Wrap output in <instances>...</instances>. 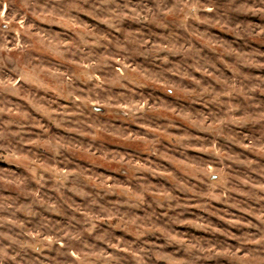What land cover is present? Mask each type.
Here are the masks:
<instances>
[{"label": "clouds", "instance_id": "1", "mask_svg": "<svg viewBox=\"0 0 264 264\" xmlns=\"http://www.w3.org/2000/svg\"><path fill=\"white\" fill-rule=\"evenodd\" d=\"M81 17L103 25V30ZM16 20L18 25L12 23ZM216 27L245 47H264V0H0V96L25 99L23 82L47 98V107L27 99L38 116L79 134L74 140H25L35 123L30 113L0 98V117H10L0 121V163L23 169L30 177L17 181L0 175V188L16 189L15 199L0 198V264H127V257L133 264H264V195H256L264 193V183L233 174L235 168L245 167L264 176V169L256 172L254 160L233 156L228 147L264 158V102L256 98L257 93L264 95V77L243 71H264V53L226 48L235 64L227 65L230 77L216 76L209 67L218 69L203 59L195 43L202 29ZM170 57H182V65H174ZM47 64H55V70ZM190 70L212 77V82ZM175 77L193 86L182 87ZM157 96L189 105L192 111L180 118L202 134L178 138V151L187 153L193 142L204 143L202 136L212 139L211 147L200 149L210 163L181 165L184 176L201 190L187 185L178 190L203 201L195 206L198 209L231 207L232 213H208L219 225L203 217L181 221L167 215L183 214L190 202L182 204L171 193L152 191L146 174L154 169L120 158L107 146L115 139L123 151L135 152L130 145L143 144L156 156L160 129L155 125L176 126L174 118L164 119L165 109L151 103ZM58 102L71 107H53ZM176 115L172 109L171 117ZM137 128L140 134L133 131ZM246 130L251 135H245ZM13 142L19 146L15 151ZM26 148L64 167H44L24 154ZM77 155L85 156L89 169L105 163L126 168L127 185L116 187L73 168ZM112 156L117 158L110 160ZM47 185L55 196L41 194ZM108 200L116 203L105 207ZM121 207L127 211L120 212ZM18 213L26 219L17 218ZM182 227L206 233L209 239L190 238L178 230ZM118 233L138 241L136 249L125 246ZM165 249H175L183 259L171 261Z\"/></svg>", "mask_w": 264, "mask_h": 264}, {"label": "rangeland", "instance_id": "2", "mask_svg": "<svg viewBox=\"0 0 264 264\" xmlns=\"http://www.w3.org/2000/svg\"><path fill=\"white\" fill-rule=\"evenodd\" d=\"M9 18H11V10L9 11ZM83 22L90 24L93 28H100L103 30V25L97 24L95 21H93L90 18L81 17L80 18ZM31 22V21H29ZM14 25L19 24V20H16L12 22ZM59 35V31L56 33ZM9 38L11 39L12 33H8ZM207 42V47H203L202 45ZM196 48L199 50L201 56L205 61L208 62L209 65L214 64L216 66L215 69H212L209 67L210 72H214L216 76L221 77H230V69L227 65L235 64V60L228 55L227 52L224 51V49H229L230 51L232 49H235L236 52H256V53H264V47H261L259 44H250L249 46L245 47L242 43L235 41L227 32V30H221V28H209V29H202L201 30V36L200 38L195 42ZM11 46V45H10ZM170 59L173 61L174 65L180 66L183 63L182 57L173 58L170 57ZM223 61H226L227 64L223 63ZM139 63L138 62V66ZM45 67H50L53 70H55L56 65L55 64H47ZM144 71H155V69H149L145 68ZM246 71V74L256 77H264V71H257V70H243ZM190 74L196 76L198 79L207 80L208 82H212V77H203L200 75V73H196L194 71L190 70ZM175 82L178 84H181L182 87H189L193 86L192 82L190 80H184L181 81L179 77H175ZM264 87V85H262ZM20 91L21 96L25 99H16L15 97L10 96L9 94L5 93L0 98L5 99L6 101L10 100L11 104L8 106L11 107L12 105H16L18 110L20 111H26L29 112L31 115L32 121L35 123L27 129L32 135L25 136V140H47V139H58V140H74L78 138V133H71L69 134L66 130H61L59 128H56L53 126L52 123H49L45 118L38 116L37 113L29 106V104L26 102L27 99H31L32 103L37 105H42L44 107H47V104L44 103V100L47 99L46 97L42 98L39 94L33 92L30 90L27 86L23 84V82L20 85ZM178 95H180L178 93ZM257 100H260L264 102V95L257 93L256 94ZM181 99L183 97L181 96ZM153 104H158V106L162 109H165L167 112V115L164 116V119L167 120L169 118H174L176 126L174 128L169 127L167 123H161L155 125V127L160 129V135H159V143L156 146L157 155L152 156L150 152L145 151V145L143 144H133L130 145L133 149H135V152H125L123 151L118 145L120 144L119 140L115 139H109L107 141L108 148L111 149L114 153H119V157H128L129 159H133L137 162L144 163L147 167H151L154 169L153 173L146 174V181L147 187H150L152 191L160 192V193H171L173 196H176L179 198L180 202L183 204L184 202L188 201L189 207L188 211L184 212L183 214L176 213V212H168L167 215L170 217L175 218L176 216H179V219L181 221H192V220H198L201 217L204 218L205 221L211 222L213 224H220V221L213 218V216H210L208 213H216L219 215H223L226 212L232 213L234 210L231 207H228L226 205H220V204H214L210 209L207 211L203 209H198L195 206L197 204L203 203V201L193 198L190 194L184 195L182 194L180 189L181 185H187L189 189L191 190H201V185L196 183L195 181H190L184 176L185 169L181 166L182 164H190L193 166H198L201 163H210L207 157L201 156L200 149L211 147L212 139L210 136H202V139L204 143H198L193 142L192 150L187 153H181L178 151V146L176 144V141L178 138L184 136V135H202L195 130L189 128L185 122L184 119H181V116L187 117V115L192 111L191 107L187 104H183L180 101H178L176 98H166L164 96H157L156 100L151 101ZM71 107V105H65L62 102H58L57 104L53 105V107L57 108H63V107ZM172 109L177 110V115L175 117H171V111ZM198 111L203 112V109H198ZM206 114V113H205ZM10 119L8 116H2L0 117V121ZM41 126L43 127V130H41ZM69 127V126H65ZM11 130L15 131V128H12ZM137 134H140V130L133 129ZM245 135H251L250 130L245 131ZM156 137H150V139H154ZM259 139V137H256ZM238 139H242L238 138ZM247 143V141H244ZM220 147H224L223 143L219 145ZM19 147L15 142H13V150L15 151L16 148ZM151 147V146H149ZM231 149V154L233 156L240 157L242 160H254L255 164L253 165L254 168H256V172H259L260 169H264V158L257 159V157L243 149L235 148L232 146H228ZM85 150L87 149V145H84ZM143 152L144 155H137L136 153ZM24 154L30 156L32 159H36L39 161L41 165L44 167H61L63 168L64 165H58L53 164L51 160L42 154L40 151H37L35 148L29 150L24 149ZM117 157L112 156L110 157V160H115ZM72 167L78 170L83 171L87 175H92L93 178L97 177H103L104 179L108 180L110 183H113L116 187L125 186L128 183V176H126L124 173L127 172L126 168L120 167L118 164L115 163H105L104 167L96 169H89L88 164L86 161L85 156L83 155H77L74 158H72ZM241 174L242 176H251L252 180L259 181L260 183H264V176L257 175L256 173L248 170L245 167H239L235 168V171L233 173ZM0 175H6L9 179H16L17 181L20 180H30V177L27 172H25L23 169L18 168H11L8 165H5L3 163H0ZM130 175V173H129ZM31 186L35 187V181H31ZM42 195L46 196H55V193L52 191V185H47L45 189L41 190ZM256 195H264V193L257 192ZM16 197V189L10 188V189H3L0 188V198H9L15 199ZM75 199V198H74ZM236 200H240L243 204V199L240 197H236ZM20 203H26L27 201L21 199L19 201ZM149 202H151L149 198ZM77 204L82 203L80 200H76ZM102 203H105L102 201ZM115 200H108L105 203V207H111V205L115 204ZM252 207H256V205H252ZM260 207H264V204H261ZM115 211V209H114ZM120 212H126L127 209L124 207H121L119 209ZM137 215H143V212H138ZM161 216L164 215V213H160ZM236 216H240V212H235ZM17 218L19 219H26V217L18 213ZM49 219L57 220L58 218L54 216H49ZM157 223H161L160 221H157ZM181 232H187L190 238H196V239H209L206 233L203 232H196L193 228L190 227H182L178 229ZM119 237L124 241L125 246L131 245L133 249L135 250L137 245L139 244L138 241H135L132 237L124 234V233H118ZM221 239L224 243H231L230 240H225L224 238H217ZM165 254L169 257L171 261H179L183 259L182 255H177V252L175 249H165ZM127 264H133V261L131 257H127ZM164 264H168L167 261L164 262Z\"/></svg>", "mask_w": 264, "mask_h": 264}]
</instances>
